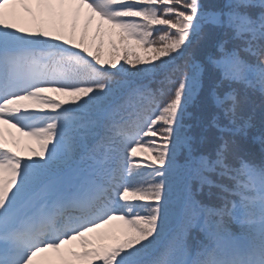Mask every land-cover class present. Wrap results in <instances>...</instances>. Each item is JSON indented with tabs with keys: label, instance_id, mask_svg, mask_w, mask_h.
I'll use <instances>...</instances> for the list:
<instances>
[{
	"label": "snow or ice",
	"instance_id": "obj_1",
	"mask_svg": "<svg viewBox=\"0 0 264 264\" xmlns=\"http://www.w3.org/2000/svg\"><path fill=\"white\" fill-rule=\"evenodd\" d=\"M0 264H264V0H0Z\"/></svg>",
	"mask_w": 264,
	"mask_h": 264
},
{
	"label": "trees",
	"instance_id": "obj_2",
	"mask_svg": "<svg viewBox=\"0 0 264 264\" xmlns=\"http://www.w3.org/2000/svg\"><path fill=\"white\" fill-rule=\"evenodd\" d=\"M219 1L221 2V0H219ZM206 2H212V0H205V3ZM113 38L117 39V44H118V38L117 37H113ZM214 43H215V40L213 38L205 37L203 40H199L198 42L194 41L192 49L195 50L197 52V54H201L205 51L213 50ZM118 47H119V44H118ZM133 47H135V45H133ZM138 54L141 57H146V56L151 55V53H144L142 50H138ZM102 55H103V58L105 60H108L111 56V49H110V46L108 44L107 38H105V44H104V48L102 49ZM120 55H123L122 51H121ZM121 63H123V61H121ZM177 63H182V61L178 60ZM259 115H260V110H259V107H257V110H256L257 123L259 121ZM141 155L142 154L138 153L139 157Z\"/></svg>",
	"mask_w": 264,
	"mask_h": 264
},
{
	"label": "rangeland",
	"instance_id": "obj_3",
	"mask_svg": "<svg viewBox=\"0 0 264 264\" xmlns=\"http://www.w3.org/2000/svg\"><path fill=\"white\" fill-rule=\"evenodd\" d=\"M210 4H211V6L212 5H216V4H218V3H220V1L219 0H212V2H209ZM22 26H25V27H30V25L29 24H24V25H22ZM227 181H225V183H226ZM108 227V228H107ZM117 229V231H118V227H116L115 225H109V226H106L105 228H103V231H99V233L100 234H104V237H106V235H107V233H110L109 231H111V230H113V229ZM94 234H96V233H94ZM98 235V234H97ZM98 242H101V241H98Z\"/></svg>",
	"mask_w": 264,
	"mask_h": 264
}]
</instances>
